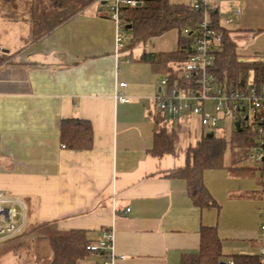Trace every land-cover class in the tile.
I'll return each mask as SVG.
<instances>
[{
    "label": "crops",
    "instance_id": "obj_1",
    "mask_svg": "<svg viewBox=\"0 0 264 264\" xmlns=\"http://www.w3.org/2000/svg\"><path fill=\"white\" fill-rule=\"evenodd\" d=\"M211 2L239 61H264V0ZM84 10L29 38L17 52L0 44V53L8 54L0 64V191L23 199L26 212L24 232L0 246L30 251L36 239L72 229L97 240L112 227L115 264H181L184 254L199 251L202 226L216 225L225 259L258 253L264 208L259 178L257 187H236L232 179L253 174L206 170L205 184L220 207L201 208L189 197L186 180L166 174L184 165L185 154L149 153L155 118L161 114L169 127L176 122L154 104L155 94L167 90L161 86L167 74L140 58L145 50H176L178 31L175 48L166 35L157 39V48L127 44L116 57L113 21L98 9ZM116 92L130 101L118 100ZM71 117L92 123L90 150L62 146L60 123ZM8 254L11 259H5ZM46 257L32 264H49L50 246ZM98 260L92 255L87 264ZM16 261V252H0V264Z\"/></svg>",
    "mask_w": 264,
    "mask_h": 264
},
{
    "label": "trees",
    "instance_id": "obj_2",
    "mask_svg": "<svg viewBox=\"0 0 264 264\" xmlns=\"http://www.w3.org/2000/svg\"><path fill=\"white\" fill-rule=\"evenodd\" d=\"M5 1L15 2V0ZM48 1L52 5V11L45 10L32 14L30 40H36L48 33L94 0ZM210 16L215 28L223 32L222 47L211 69L216 82L228 87H239L253 82L259 88L263 87L264 61H239L237 46L230 38L228 29L220 25L218 13L212 10ZM202 18V11L194 9L187 2L144 0L143 5L129 10L127 14V22L132 29L129 47L146 45L154 37L161 36L171 29L177 30L178 48L176 50L158 52L145 50L140 59L150 62L154 70L165 72L168 76L169 88L174 85L187 87V80L180 76L179 70L175 69L173 64L187 61L193 53L196 30ZM7 58V53H0V64ZM155 125L153 145L149 153L161 157L166 154L178 155L183 150L184 165L169 169L166 174L169 177L186 180L188 195L196 206L220 207L205 184L206 170L227 168L235 174H254V170H257L256 166L242 165L243 161L248 159L249 149L255 144L256 133L251 128L237 129L235 127L231 130L229 139L216 133L213 136H207V133L203 132L196 143L182 149L179 144V134L182 129L190 131L191 127H185L180 122L169 127L161 114L155 118ZM60 129L61 142L66 147L73 150L93 148V125L89 120L74 117L62 119ZM228 149L230 163L226 165L225 154ZM259 183L262 186L260 176ZM200 233L199 251L184 254L181 264H221V262L230 264V261H233V264H264L259 253L233 254L230 256V261H225L217 226L204 225ZM47 240L52 251L49 264H87L90 256L102 254L99 251L87 249V245L95 240L90 238L84 229H72L63 234L51 235L47 237Z\"/></svg>",
    "mask_w": 264,
    "mask_h": 264
},
{
    "label": "built area",
    "instance_id": "obj_3",
    "mask_svg": "<svg viewBox=\"0 0 264 264\" xmlns=\"http://www.w3.org/2000/svg\"><path fill=\"white\" fill-rule=\"evenodd\" d=\"M187 1L194 9L203 13L196 30L193 53L187 61L177 64L175 68L187 80L188 86L174 85L169 88L168 76H164L161 86L167 90H160L155 94L154 104L160 113L169 115L172 122L184 120L192 123L193 115H196L201 127L208 132L216 133L222 128L232 130L236 123H239L241 129L254 130L255 144L248 151V159L259 171L264 194V85L259 88L249 82L239 87H228L216 82L211 69L222 47L223 32L215 28L210 16L215 6L211 0ZM143 3L144 0H94L89 4L105 13L115 24L116 57H120L127 47L125 31L129 24L128 11ZM235 13L238 14L239 10ZM232 21V18L227 19V23ZM120 85L125 86V83ZM115 98L123 102L130 101L128 96L120 92H116ZM222 122L225 127L221 125ZM62 146L66 147L65 144ZM25 213L23 199L0 191V242L24 232ZM261 215L262 246L258 253L264 262V208ZM87 249L102 253L96 264H115L119 256L115 252L113 228L102 229L100 238L89 243Z\"/></svg>",
    "mask_w": 264,
    "mask_h": 264
},
{
    "label": "rangeland",
    "instance_id": "obj_4",
    "mask_svg": "<svg viewBox=\"0 0 264 264\" xmlns=\"http://www.w3.org/2000/svg\"><path fill=\"white\" fill-rule=\"evenodd\" d=\"M172 1H183V0H172ZM93 2V1H92ZM91 2V3H92ZM90 3V4H91ZM84 11L94 12L96 11L95 6L89 5L84 8ZM50 10L52 11V5L48 0H15V2H7L5 0H0V44H5L10 47H12V52H17L20 50L24 45H26L29 41V38L31 37V17L32 14L41 13L42 11ZM54 11V10H53ZM126 42L127 44L131 43L132 40V29H126ZM176 34V30L171 29L167 32H165L163 35L154 37L150 39L147 42V45L149 48H157L158 44L156 45L157 39H160V37H164L166 35H172V42L173 45L171 48H175L173 37ZM169 39V38H168ZM192 128L191 131H188V129H182L179 136H180V146L182 149H185L188 145L194 144L198 139H200L202 135V127L198 121V118L196 115H193V121H192ZM221 125L225 127V123L222 122ZM186 127V126H185ZM184 127V128H185ZM204 133H208L207 129L204 131ZM216 134L223 135L227 137L228 139L231 136V129L230 128H222L218 131H216ZM229 149L225 154V162L227 163L230 154ZM181 155H184L183 150H181ZM242 165L245 166H253L255 165L249 160L245 159L242 163ZM218 171V170H217ZM259 178V173L257 170H254V174L251 175L249 178L244 179H238V181H235V179H232V186L239 187L241 186H251V187H257V179ZM236 184V185H235ZM214 188V187H213ZM216 190V189H215ZM48 240H45L44 238H38L34 241V244L30 247V251L27 250V248L24 246L23 248H4V246H0V252L2 253V250H11L13 252H16V262L18 264H32L35 261H40L43 259H46V249H49ZM3 242V241H2ZM1 243V242H0ZM15 244H20V242H15ZM10 246V245H9ZM16 246V245H15ZM34 246V247H33ZM36 256H35V254ZM8 254L5 259H11L12 257ZM225 261H228L227 259H224Z\"/></svg>",
    "mask_w": 264,
    "mask_h": 264
},
{
    "label": "water",
    "instance_id": "obj_5",
    "mask_svg": "<svg viewBox=\"0 0 264 264\" xmlns=\"http://www.w3.org/2000/svg\"><path fill=\"white\" fill-rule=\"evenodd\" d=\"M127 28L130 29V28H131V25L128 24V25H127ZM3 51H5V50H3ZM236 127H237V129L240 128V127H239V123H236ZM213 135H214V133H212V132L207 133V136H213ZM221 264H226V263H225V262H221Z\"/></svg>",
    "mask_w": 264,
    "mask_h": 264
}]
</instances>
